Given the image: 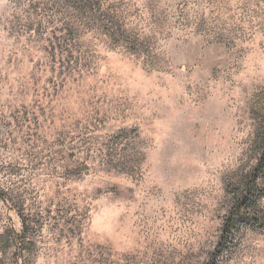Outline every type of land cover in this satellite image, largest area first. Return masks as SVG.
<instances>
[{
	"label": "rangeland",
	"instance_id": "1",
	"mask_svg": "<svg viewBox=\"0 0 264 264\" xmlns=\"http://www.w3.org/2000/svg\"><path fill=\"white\" fill-rule=\"evenodd\" d=\"M262 129L264 0H0V264H264Z\"/></svg>",
	"mask_w": 264,
	"mask_h": 264
},
{
	"label": "trees",
	"instance_id": "2",
	"mask_svg": "<svg viewBox=\"0 0 264 264\" xmlns=\"http://www.w3.org/2000/svg\"><path fill=\"white\" fill-rule=\"evenodd\" d=\"M257 142L256 164L241 177L231 191V207L223 223L217 252L223 251L239 225L264 227V219L256 214L264 196V129L258 134Z\"/></svg>",
	"mask_w": 264,
	"mask_h": 264
}]
</instances>
